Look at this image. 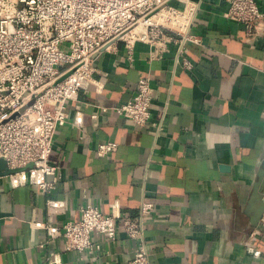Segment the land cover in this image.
I'll return each instance as SVG.
<instances>
[{"label":"crops","instance_id":"crops-1","mask_svg":"<svg viewBox=\"0 0 264 264\" xmlns=\"http://www.w3.org/2000/svg\"><path fill=\"white\" fill-rule=\"evenodd\" d=\"M190 1L198 5L192 31L199 37L185 46L192 67L177 60L174 43L153 56L139 41L132 60L125 49L105 50L94 60L95 81L68 102L51 153L61 171L54 194L66 200L65 213L49 216L45 192L0 175V264H53L39 245L47 231L34 221L78 220L88 202L139 217L145 197L155 202L146 224L152 264H264V238L249 236L247 212L260 173L264 178V0L251 39L225 15L228 0ZM144 75L155 94L150 124L139 128L114 107ZM79 110L81 125L74 122ZM104 140L117 141V149L98 154ZM121 224L113 241L95 236L96 256L59 242V264H129L137 240Z\"/></svg>","mask_w":264,"mask_h":264},{"label":"built area","instance_id":"built-area-1","mask_svg":"<svg viewBox=\"0 0 264 264\" xmlns=\"http://www.w3.org/2000/svg\"><path fill=\"white\" fill-rule=\"evenodd\" d=\"M228 1L225 15L241 22L250 39L258 36L263 17L258 0ZM197 8L190 0H0V159L19 168L7 174L11 185H34L48 196L49 216L65 213L66 200L54 194L61 171L51 153L56 132L68 118V102L95 81V58L105 50L125 49L132 60L139 41L161 56L174 43L177 60L190 68L185 46L199 40L192 31ZM154 94L151 77L141 76L133 96L114 109L134 126L148 127ZM74 122L82 124V111ZM117 147V141L104 140L96 151L107 155ZM154 210L150 197L143 198L139 217L105 213L88 202L78 220L32 225L47 231L39 245L59 264V242L86 258L96 256L101 243L95 236L115 240L122 220V232L137 240L129 264H152L146 224ZM249 236L264 238V213Z\"/></svg>","mask_w":264,"mask_h":264},{"label":"water","instance_id":"water-1","mask_svg":"<svg viewBox=\"0 0 264 264\" xmlns=\"http://www.w3.org/2000/svg\"><path fill=\"white\" fill-rule=\"evenodd\" d=\"M18 169L19 168H10L4 159H0V175L8 174ZM247 212L250 215L251 225L253 227L258 226L264 213V178L261 173L258 181L254 185Z\"/></svg>","mask_w":264,"mask_h":264}]
</instances>
